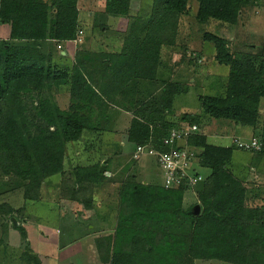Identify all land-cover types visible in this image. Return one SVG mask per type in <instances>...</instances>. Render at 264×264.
I'll return each mask as SVG.
<instances>
[{
	"label": "trees",
	"instance_id": "obj_1",
	"mask_svg": "<svg viewBox=\"0 0 264 264\" xmlns=\"http://www.w3.org/2000/svg\"><path fill=\"white\" fill-rule=\"evenodd\" d=\"M191 3L197 4L199 25L236 27L247 11L264 9V0H149V7L135 16L132 0H105V15L129 20L128 30L116 35L119 45L99 53L83 49L70 63L58 65L52 63L54 52L45 53L44 46H68L83 30L78 0H0V26L9 27L8 38L0 40V198L20 193L24 201L21 209L2 204L3 217L26 215L27 205L42 199L44 185L54 184L55 178L57 185L63 182L67 147L86 132L103 133L117 120L112 112L115 97L124 103L123 111L133 112L127 134L134 145L167 153L164 140L170 131L197 126L175 149L199 157L208 177L198 193L199 217L184 209L186 184L165 190L133 183L132 176L122 180L116 193V227L81 240L86 264H264V184L238 177L232 163L235 151L263 154L264 132L262 141L256 136L240 140L261 144L260 150H248L221 146L203 129L204 120H222L259 130L264 45L234 51L225 39L205 33L202 40L212 45L214 61L228 69L223 92L200 96L201 114L181 113L177 121H164L165 113L175 114L176 98L188 90L158 72L165 68L167 47H175L178 19L190 14ZM63 95L69 100L65 111L53 102ZM163 96L161 107L155 108V100ZM77 163L59 198L71 197L74 218L86 222L93 212L96 217L103 212L95 209L102 200L94 187L106 181L108 167L99 159ZM83 188L90 190L89 200L79 197ZM19 230L26 240L23 228ZM21 255L24 264H40L30 249Z\"/></svg>",
	"mask_w": 264,
	"mask_h": 264
},
{
	"label": "rangeland",
	"instance_id": "obj_2",
	"mask_svg": "<svg viewBox=\"0 0 264 264\" xmlns=\"http://www.w3.org/2000/svg\"><path fill=\"white\" fill-rule=\"evenodd\" d=\"M148 1L132 0V14L136 16L140 13V9L148 8L150 4H148ZM191 7L192 10L187 17L178 19L175 47L174 49L167 47L162 59L165 68L163 70L160 69L158 72V74L161 73L160 76H164L188 90L186 95L176 98L173 107L175 114H172V111L165 113L164 121H169L170 119L177 121L181 113L201 114L199 97L205 95L214 96L223 92L222 88L228 78V69L217 65L214 61L215 54L212 45L204 43L202 40L205 33H211L225 39L230 43L231 49L234 51L246 52L250 47L260 49L264 45L263 8H254L247 11L240 24L233 27L218 22L199 25L195 18L197 4L191 3ZM77 8L83 30L81 29L78 32L75 40L70 42L68 46L57 47V49L51 44L44 46L45 53L54 52L53 64L64 65L70 63L76 53L83 49L98 53L109 51L112 48L115 49L119 45L116 41V35L128 30L129 20L114 18L104 14L105 0H78ZM145 12L142 13L143 16L146 15ZM103 26L104 28H102ZM97 28H102V31ZM7 32L8 26L1 25L0 40L8 38L9 33L6 35ZM106 65L109 66L108 63H105L104 66L106 67ZM93 75L96 78L95 73ZM156 94L157 96L161 95L162 89ZM163 98L164 96L155 100V108L161 107L160 99L163 100ZM53 102L62 111H65L69 106L68 97L64 95L55 98ZM112 102V112L117 115V120L110 123L103 133L100 130L99 135L95 136L86 132L80 142L67 147L66 161L68 166L66 165L65 168L63 182L57 185L55 178L54 184L44 185L41 193L42 199L39 202L27 205L26 215L16 213L3 217L0 213V264H24L21 254L25 249L28 251L30 249L31 256L36 255L40 264H66V262L70 261L86 264V257L85 255L83 256L85 249L82 248L81 240L84 237L109 233L116 227V193L122 180H127L132 176L133 183L163 186L165 189V177L156 160L149 156L136 157L137 145L130 143L128 140L127 132L130 128L133 112L123 111L122 106L124 103H121V100L115 97ZM183 129L185 128L173 129L172 131L179 132ZM203 129L210 140H214L221 146L235 145V139L248 141L251 136H256L258 140L262 141L261 134L264 132V99L261 100L260 104L259 130L255 133L250 129L222 120H211L210 122L204 120ZM93 142L96 144L95 147H92ZM122 142L124 143L123 146L128 150H130V147L134 149L133 159L120 157L117 154L113 155L115 152H119ZM75 151H79L83 158L89 155L98 157L97 159L104 160L101 161L103 162L102 165H107L108 167L105 174L107 177L105 178L106 181L102 185L94 187V191L99 193V197L98 195L96 196L102 200V206L100 207L98 204L97 208L95 207L98 213L103 211L100 213V217L98 214V221L81 222L74 217L69 219L71 217L69 215V218L66 216L65 219L61 216L59 204H62L61 207H65V209L62 208V214L73 209L69 202L71 197L61 200L59 192L60 189L62 191L66 188L65 184L70 182L68 180L71 179L72 172L78 164L77 160L71 159ZM184 151L188 153L187 150ZM193 155L194 159L190 168L183 169V174L199 181L196 182L192 179L188 182V179H183L187 183L184 188L188 190L184 199V209L188 210L191 208V213L195 206H200L197 201L198 193L202 182L208 177L207 172L200 167L199 157H196L194 153ZM193 155H191L192 158ZM232 163L234 172L238 177H249L251 183L253 182L252 185L263 186L264 153L257 155L235 151ZM109 180L113 182H108ZM84 189L79 194V197L89 200L90 190L84 191ZM2 204H9L15 209H21L24 207L22 194L16 193L4 196L0 198V206ZM93 213L95 214V212ZM12 219L16 221V226ZM9 224L15 230L8 227ZM19 228H23L26 240L23 239V233ZM195 264L224 263L199 260Z\"/></svg>",
	"mask_w": 264,
	"mask_h": 264
},
{
	"label": "built area",
	"instance_id": "obj_3",
	"mask_svg": "<svg viewBox=\"0 0 264 264\" xmlns=\"http://www.w3.org/2000/svg\"><path fill=\"white\" fill-rule=\"evenodd\" d=\"M58 48H61V46H58ZM197 130V126H192L179 132L171 131L168 137L164 140L165 147L170 149L167 153H160L155 149H152L153 147L150 148L151 146H137L136 157L140 158L143 156H149L156 160L165 177V189H176L185 184L187 186L186 181H183V179H188V182L194 179L193 177L183 174V169H189L191 162H193V153H187L184 150H177L175 149V145L180 141L189 139V137L194 135ZM234 143L237 147L248 150H260L261 148V144L257 140H252L250 143L235 140ZM191 155H193V158ZM194 180L199 182L196 179Z\"/></svg>",
	"mask_w": 264,
	"mask_h": 264
},
{
	"label": "crops",
	"instance_id": "obj_4",
	"mask_svg": "<svg viewBox=\"0 0 264 264\" xmlns=\"http://www.w3.org/2000/svg\"><path fill=\"white\" fill-rule=\"evenodd\" d=\"M8 33H9V27H8V32L6 33V35H8ZM184 95H186V94H184ZM128 114V113H127ZM206 136H208L207 134H206ZM123 142H122V145L120 146V148H119V152H115L113 155H115V154H117V155H119L120 157H127V158H132L133 159V156H132V154H133V151H134V149H132L131 147H130V150H128L127 148H125L124 146H123ZM77 153V154H76ZM74 155H75V157H74ZM107 156H109V154H107ZM143 157H147V156H143ZM142 157V158H143ZM98 157H93V156H86L85 158H83V156L79 153V151H75L74 152V154H73V157L71 158L72 160H77V162H80V160H81V162H83V161H90V159L91 160H98L97 159ZM141 158V159H142ZM100 161H104V160H102V159H99ZM67 162V161H66ZM61 200H62V198H61ZM58 205V204H57ZM61 205L62 204H59V208L61 209V216H62V218L63 219H65V217L67 216L68 217V215L69 216H71L69 219H71V218H73L74 216H73V214H72V212L70 211V210H68L66 213H63L62 214V208L63 209H65V207L64 206H62L61 207ZM91 220H96V221H98L99 220V218L98 217H96V215L95 214H93L92 216H91V219L89 220V221H91ZM73 221H76V220H73ZM81 222H83V221H81ZM88 222V221H87ZM58 246V245H57Z\"/></svg>",
	"mask_w": 264,
	"mask_h": 264
},
{
	"label": "water",
	"instance_id": "obj_5",
	"mask_svg": "<svg viewBox=\"0 0 264 264\" xmlns=\"http://www.w3.org/2000/svg\"><path fill=\"white\" fill-rule=\"evenodd\" d=\"M108 65H106V67H107ZM200 214H201V206H195L194 208H193V210H192V213H191V215L193 216V217H199L200 216ZM12 221H13V223H14V225L16 226V221L14 220V219H12Z\"/></svg>",
	"mask_w": 264,
	"mask_h": 264
}]
</instances>
